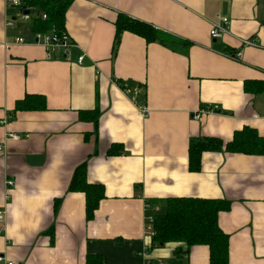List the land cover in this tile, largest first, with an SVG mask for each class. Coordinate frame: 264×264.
Segmentation results:
<instances>
[{"label": "crops", "instance_id": "obj_1", "mask_svg": "<svg viewBox=\"0 0 264 264\" xmlns=\"http://www.w3.org/2000/svg\"><path fill=\"white\" fill-rule=\"evenodd\" d=\"M120 13L152 25L165 42L124 31L114 52ZM222 17L228 30L215 39L211 24ZM65 31L74 43L67 56L16 43L31 38L30 21L0 0V253L15 264H86L89 254L104 264H144L148 248L164 264H210L208 246L179 257L183 244L153 246L145 226L166 209L151 199L214 198L231 202L218 218L229 264H264V155L208 151L201 169L189 170L193 140L226 143L246 127L264 136V91L253 84L264 81V0H74ZM125 86L141 88L148 116ZM33 94L45 108L16 109ZM94 109L97 123L81 116ZM84 162L88 181L105 187L90 221L84 194L69 191Z\"/></svg>", "mask_w": 264, "mask_h": 264}, {"label": "trees", "instance_id": "obj_2", "mask_svg": "<svg viewBox=\"0 0 264 264\" xmlns=\"http://www.w3.org/2000/svg\"><path fill=\"white\" fill-rule=\"evenodd\" d=\"M22 7L30 10V30L32 33H47L51 31H65L66 14L74 0H21ZM46 14V18L43 15ZM116 35L114 52L120 43L124 31H130L144 37L147 41H163L165 37L152 25L130 18L120 13L116 20ZM257 91H264V81L253 82ZM45 101L41 95H27L16 104L17 110H35L45 108ZM81 116L98 122L99 110L83 111ZM264 155V136L256 129L246 127L236 131L232 140L224 142L217 137H204L191 141L189 145V170L199 171L202 167V155L208 151ZM111 151L109 153H114ZM87 164H80L74 171L70 181V192H81L85 196L86 219L92 220L102 199L105 198L103 184L90 183L87 179ZM151 205L159 203L165 212H155L152 217L154 234L153 246L168 242L183 244L176 250L181 257L188 253L195 245H206L210 251V264H229V236L219 226V213L227 211L231 202L214 198H185L175 197L166 199H151ZM59 200L55 201V212ZM53 231V229H51ZM86 264H104L99 254H89Z\"/></svg>", "mask_w": 264, "mask_h": 264}, {"label": "built area", "instance_id": "obj_3", "mask_svg": "<svg viewBox=\"0 0 264 264\" xmlns=\"http://www.w3.org/2000/svg\"><path fill=\"white\" fill-rule=\"evenodd\" d=\"M6 5L8 7H15L18 8L20 10V15L22 17L23 20L25 21H30L31 19V15L26 14L24 12V9L22 7V1L21 0H4ZM43 18H46V14L43 15ZM14 21L12 19H8L7 20V27L11 28L13 26ZM229 25V19L227 17H222L220 21L218 22H214L211 24V28H210V35L211 37L217 39L222 37L226 32H227V28ZM27 41H31V42H35V43H41L45 46V48L47 49V51L49 53H54V52H58V53H63L66 56L70 55L71 53V49L74 46V43L72 42L69 34L66 31H62V32H55V31H51V32H47V33H41V32H36V33H32L31 38L27 39L23 36H17L15 38V42L16 43H25ZM242 43L243 45H256L257 42L256 40L253 39H242ZM84 55L85 54H81L78 57V61L80 63H82L83 59H84ZM233 58H238L241 59L242 54L238 51L235 54L232 55ZM123 91L125 92V94L129 95L131 102L141 111L143 116H148L149 115V109L146 107L145 104L141 103L139 100V95L141 93V88L138 87H127L125 86L123 88ZM217 107L214 108H202L199 111H197L196 113H194V116L196 118H200L201 113L204 112H210V111H214ZM10 120V118H7V126L11 125L12 122L8 121ZM8 139H19V135L15 132H9L7 134ZM7 139V138H6ZM6 152L5 151V144H3V142L0 143V152L3 153ZM15 184V181L13 179H8L6 181V185L7 188L12 187ZM156 211L159 210V208L157 206H155ZM5 220V212L0 211V221H4ZM4 231L3 226L0 228V234H2ZM145 232L149 233L150 235L153 236L154 234V229H153V225H152V217H149L146 221V226H145ZM140 255L144 258V264H164L163 261H156L155 259H153L150 256V249H143L140 252ZM0 264H15L14 261L10 260L7 255L5 253H0Z\"/></svg>", "mask_w": 264, "mask_h": 264}, {"label": "water", "instance_id": "obj_4", "mask_svg": "<svg viewBox=\"0 0 264 264\" xmlns=\"http://www.w3.org/2000/svg\"><path fill=\"white\" fill-rule=\"evenodd\" d=\"M24 12H25L26 14H29V13H30V10H29V9H24Z\"/></svg>", "mask_w": 264, "mask_h": 264}]
</instances>
